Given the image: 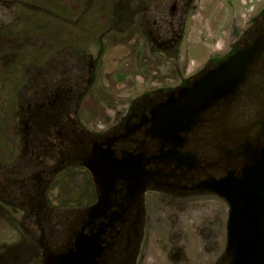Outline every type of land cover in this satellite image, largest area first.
<instances>
[{"label": "flooded vegetation", "instance_id": "af4514ba", "mask_svg": "<svg viewBox=\"0 0 264 264\" xmlns=\"http://www.w3.org/2000/svg\"><path fill=\"white\" fill-rule=\"evenodd\" d=\"M239 2L253 15L242 24L234 15L228 47L195 68L184 44L198 0H85L72 17L85 31L83 48L53 51L61 28L53 39L16 44L0 30V60L15 73L0 84V224L18 237L0 249L1 264H147L151 255L159 264H228L234 201L224 183L264 159V0ZM101 10L102 30L83 27ZM131 30L123 55L136 51V70L128 75L124 64L114 79L145 76L149 65L160 68L155 83L104 93L111 38ZM24 44L21 58L31 60L20 73ZM240 53L251 59L234 93L177 117L183 93ZM55 59L75 63L50 69ZM98 161L106 171L89 167ZM133 161L141 165H125ZM213 204L226 206L214 224Z\"/></svg>", "mask_w": 264, "mask_h": 264}, {"label": "rangeland", "instance_id": "374dc122", "mask_svg": "<svg viewBox=\"0 0 264 264\" xmlns=\"http://www.w3.org/2000/svg\"><path fill=\"white\" fill-rule=\"evenodd\" d=\"M84 2L85 0H0V30L6 31L4 32V36L11 37L16 44V41H18L19 38H25L27 36L32 39L36 36H44L45 39H53L54 37H57V33H59L58 30L61 28L65 32L61 30L60 37L64 38L62 39V43L58 42L53 44V51H59L64 47L70 46L83 48L77 41H82L84 39L85 31L83 30L82 32V30L74 28L77 27V25L80 26V23H73L74 18L72 17L74 14V8L80 3L84 4ZM234 3V7L229 8L231 7V3L229 2L228 4L226 0H198L199 7L192 12L193 15L190 17L191 19H189V23L187 24L186 22L185 24L188 31L186 32L187 40L184 44V48L186 52L188 51V59H190V63L194 65L193 68L200 65L212 54L225 51V48L228 47V42L226 36L224 35L225 33H228L229 24L231 19L234 18V15H236L235 19L238 24H242L246 18L253 15L254 12H250V10L248 11L249 5L242 4L239 0H235ZM129 4H137V0H129ZM106 16L107 12L104 10L99 12H89V14L83 18L85 23L83 24V27L92 28V26L97 25L100 28V26L104 24L103 17L105 18ZM102 29L103 28H100L99 30ZM132 31L133 30H131L130 34L126 37L119 39L111 38L113 45L107 57L110 65L107 69L105 78L102 79V84H107L106 90L101 88V91L104 93L109 94V92H114L115 94L126 95L127 92H131L132 87L135 88L137 86H141L142 84H144V86H149L155 83L153 82L155 79L152 77L155 76L156 72L160 71V68L158 70L156 69V66L150 67L149 65L144 70L146 73L145 76L133 75L126 81L119 82L118 84L114 79V75L122 71L121 68L124 64H127V68L123 69L124 73L130 75L132 70H136V59L133 54L136 51L132 50V52L126 57L123 55V52H125V50L127 51L125 44L127 43V40L132 37ZM82 44L85 45L86 43L82 42ZM5 46L6 45L3 46V51L8 53L11 52L7 50L6 48L8 47ZM8 46L11 47V45ZM14 46L18 47L17 45ZM29 46L30 44H24L20 46L21 49L19 47L17 49V58L19 59L18 68L21 70L20 73H22L23 69H26L30 65V58L27 57L26 60L24 57L21 58L26 55L25 53L28 52L27 48H29ZM69 62H71V64L75 63L72 59H69L67 62L66 60L65 62H59L55 59L51 62L49 68L56 69L59 64L64 65L62 68L67 67V63ZM5 63L7 64L5 65ZM144 63L148 64V61H145ZM10 69L11 67H9L7 61L0 60V84L9 86L13 82L12 77L6 78L4 75H1H15V73H11V71H9ZM39 78L42 77L39 75L37 78H34V80L36 81ZM35 83L38 84L37 82ZM98 97L99 100L96 101L101 102L104 100V97L107 98V95L104 94V96ZM207 208H209V211H212L209 223L211 222L214 224V222L218 221L219 216L225 215L226 206L217 207L213 204V206H207ZM17 239L18 237L16 232H11L7 225L0 224V249L2 247H10L8 245L14 243ZM211 249H216V246L212 241L210 243V250ZM151 250L154 254L157 253L155 247L152 246ZM154 256L155 255H151L147 264L160 263L161 260H154ZM163 263L164 262H162V264Z\"/></svg>", "mask_w": 264, "mask_h": 264}, {"label": "water", "instance_id": "95a60500", "mask_svg": "<svg viewBox=\"0 0 264 264\" xmlns=\"http://www.w3.org/2000/svg\"><path fill=\"white\" fill-rule=\"evenodd\" d=\"M250 59V54L240 53L202 79L193 89L185 91L179 100L182 104L176 108L177 117L188 119L189 113L192 114L223 95H232L242 80L244 68ZM161 159L167 162L186 161L184 156L170 154L161 155ZM106 164L108 162L98 161L89 167L106 171ZM113 165L120 167V163ZM125 165L136 167L141 164L133 161ZM224 187L234 201L228 264H264V159L257 162L243 180L227 179Z\"/></svg>", "mask_w": 264, "mask_h": 264}]
</instances>
